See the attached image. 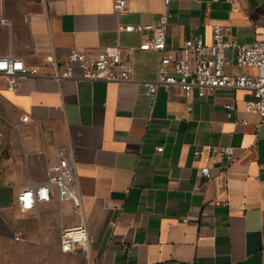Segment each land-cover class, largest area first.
<instances>
[{"label": "crops", "instance_id": "crops-1", "mask_svg": "<svg viewBox=\"0 0 264 264\" xmlns=\"http://www.w3.org/2000/svg\"><path fill=\"white\" fill-rule=\"evenodd\" d=\"M237 6L171 0L168 49L179 53L187 37L210 42L216 21L231 24L240 42L264 38V0ZM164 10L163 0H127L122 11L114 0H0V56L38 70L20 75L17 91L0 73V236L23 238L11 240L12 264L24 259L20 248L44 250L29 258L37 264H48L47 250L62 259V227L80 223L89 264H264V124L257 127L258 117L245 111L244 89L202 97L181 96L176 87L148 92L143 81L156 78L161 53L138 48L143 35L122 26L156 23ZM113 45L137 46L132 80L53 77V58L63 66L74 48ZM228 56V72L253 71L234 65L233 50ZM210 143L235 148L223 189L198 176L209 159L193 151ZM69 145L80 208L66 202L61 212L54 199L21 212L18 190L44 182L57 148ZM64 205L73 214L66 220Z\"/></svg>", "mask_w": 264, "mask_h": 264}, {"label": "built area", "instance_id": "built-area-1", "mask_svg": "<svg viewBox=\"0 0 264 264\" xmlns=\"http://www.w3.org/2000/svg\"><path fill=\"white\" fill-rule=\"evenodd\" d=\"M171 0H163L165 10L156 23H129L122 26L128 32L143 35L140 49H153L161 53L159 69L155 79L144 80L148 92L155 94L158 86L170 90L178 88L181 96L197 93L199 96H210L218 89H244L249 96L244 100L247 113L255 114L256 126L264 124V38H256L251 42H240L232 36V25L216 21L211 25V41L201 36L187 37L180 52L167 47V25L171 16L169 4ZM220 0H211L218 2ZM238 9V0H226ZM127 7V0H114V9L122 11ZM210 7H208V10ZM137 46L122 48L119 45L105 46L97 50L74 48L68 55V62L60 66L53 58L56 69L53 77L61 81L67 78L86 80H105L125 82L132 80L133 63L131 56ZM233 50L234 65L238 68H251L253 71L231 73L227 66L231 63L228 51ZM80 68L76 73L75 65ZM37 68L26 65L23 58L12 54L0 56V73L6 77L7 88L17 91L20 88L19 76L35 74ZM226 108H234V103L226 104ZM29 116L22 117L28 121ZM247 123L246 119L242 120ZM163 150V146L157 148ZM196 159L208 156V162L198 168V176L204 183L215 182L220 188L227 186V172L236 159L235 148L231 145L206 144L193 151ZM56 163L46 166L47 179L44 182L32 183L18 190L15 201L21 212H36L41 202L57 199L61 212L63 204L72 202L77 208L81 206L76 160L72 146L58 147ZM87 234L84 223L71 227H62L61 245L64 251L81 249L89 258L90 248L79 233ZM16 240H23L15 236ZM89 242V238H88Z\"/></svg>", "mask_w": 264, "mask_h": 264}, {"label": "rangeland", "instance_id": "rangeland-1", "mask_svg": "<svg viewBox=\"0 0 264 264\" xmlns=\"http://www.w3.org/2000/svg\"><path fill=\"white\" fill-rule=\"evenodd\" d=\"M80 207H78L77 209H79ZM64 209H65V220L70 218L73 214L71 212H69L64 205ZM13 238V237H12ZM15 239V238H13ZM10 237L7 238V236L5 234L0 236V264H10V255L12 256V252L14 251L12 249V242ZM16 240V239H15ZM15 252L17 253V256H20L23 260L20 261L18 264H37V262L32 261L31 259L29 260V258H33V257H37V256H42L44 250H30V249H16ZM83 251L81 249H76L74 251H68L66 252V254H63L62 259L56 258V262L54 261L53 258H55V256L53 254H50L49 250H47L48 255L46 256L47 259V263L48 264H89L88 258H86V255L82 253ZM85 255V256H84ZM7 259V260H6ZM12 264V263H11Z\"/></svg>", "mask_w": 264, "mask_h": 264}, {"label": "bare ground", "instance_id": "bare-ground-1", "mask_svg": "<svg viewBox=\"0 0 264 264\" xmlns=\"http://www.w3.org/2000/svg\"><path fill=\"white\" fill-rule=\"evenodd\" d=\"M78 236H80L81 239L84 240V242H85V244H86V247L88 248V247H89V242H88V236H87V234L84 233V232H81V233L78 234ZM89 248H90V247H89Z\"/></svg>", "mask_w": 264, "mask_h": 264}]
</instances>
